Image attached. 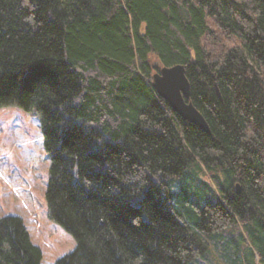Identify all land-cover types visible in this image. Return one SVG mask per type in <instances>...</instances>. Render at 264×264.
<instances>
[{"label":"trees","instance_id":"obj_1","mask_svg":"<svg viewBox=\"0 0 264 264\" xmlns=\"http://www.w3.org/2000/svg\"><path fill=\"white\" fill-rule=\"evenodd\" d=\"M177 63L211 134L153 86ZM9 106L39 114L77 242L55 264H264V0H0ZM42 259L0 217V264Z\"/></svg>","mask_w":264,"mask_h":264},{"label":"rangeland","instance_id":"obj_2","mask_svg":"<svg viewBox=\"0 0 264 264\" xmlns=\"http://www.w3.org/2000/svg\"><path fill=\"white\" fill-rule=\"evenodd\" d=\"M50 167L37 111L0 108V217L22 218L32 242L42 251V264H55L77 245L73 235L50 216L46 199Z\"/></svg>","mask_w":264,"mask_h":264},{"label":"water","instance_id":"obj_3","mask_svg":"<svg viewBox=\"0 0 264 264\" xmlns=\"http://www.w3.org/2000/svg\"><path fill=\"white\" fill-rule=\"evenodd\" d=\"M152 83L158 94L177 114L211 134L206 118L191 100V83L184 64L161 66L153 74ZM237 190L240 191L239 185Z\"/></svg>","mask_w":264,"mask_h":264}]
</instances>
